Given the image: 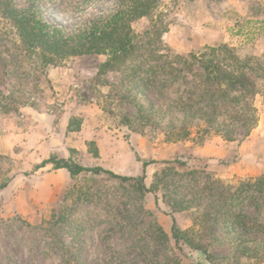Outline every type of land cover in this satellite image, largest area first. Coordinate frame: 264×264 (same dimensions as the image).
Instances as JSON below:
<instances>
[{"label": "rangeland", "instance_id": "1", "mask_svg": "<svg viewBox=\"0 0 264 264\" xmlns=\"http://www.w3.org/2000/svg\"><path fill=\"white\" fill-rule=\"evenodd\" d=\"M9 1L68 36L118 5L117 0ZM159 23L166 24L158 31L159 52L169 58L197 56L225 45L239 60L257 59L264 68V0H160L152 16L133 24L142 36L139 43H145ZM107 60L92 55L44 66L40 52L27 54L16 30L0 19V133L7 132L9 119L13 127L20 126L28 113L56 114L67 105L91 109L96 119L88 124L92 133L106 149L113 145L116 151L101 162L106 170L138 177V157L155 162L145 172L147 187L156 173L161 175L154 193L140 194L132 182L104 175L71 178L66 171L55 179L47 177L53 168L18 171L21 179L13 193L0 190V264H74L67 260V250L75 264H169L175 258L185 264H264V193L233 208L252 225L233 226L225 224L218 211L225 192L211 185L219 181L231 190L264 177V93L252 96L254 110L235 121L223 107L204 100L198 90L202 67L193 59L188 60L198 76L191 77L177 60L174 66L180 71L162 72L149 82H139L142 70L132 74V61L100 72ZM52 68L68 72L51 81ZM260 84L255 82V91ZM65 142L48 157H71L95 167V142H87L83 154ZM19 162L0 151V182L20 170ZM193 169L203 172L198 184L186 179L185 173ZM64 199L74 209L70 219L78 220L77 225L53 223L52 211ZM173 219L184 233L177 242L171 233Z\"/></svg>", "mask_w": 264, "mask_h": 264}, {"label": "trees", "instance_id": "2", "mask_svg": "<svg viewBox=\"0 0 264 264\" xmlns=\"http://www.w3.org/2000/svg\"><path fill=\"white\" fill-rule=\"evenodd\" d=\"M117 1L118 5L111 14L93 21L85 29L70 36L66 35L62 29L45 22L41 16L30 15L29 10H17L9 0L0 1V19L8 21L16 30L27 54L35 51L40 52L44 66H59L63 61L75 57L106 56L108 60L100 67V72L110 69L116 64L132 61L135 62L132 67V74L136 75L142 70L144 74L139 78V82H149L157 78L162 72L180 71L174 66L177 60L182 61V65L191 77L198 76L199 74L194 72L193 65L188 60L193 59L202 67L203 79L198 85V90L202 92L205 101L210 102L213 107H223L224 112L234 117L235 121H241L245 118L248 110H254L250 98L264 93V68L260 67L257 59L248 58L241 61L225 45L204 51L197 56L189 54L186 58L179 56L169 58V56L159 52L162 44H160L158 31L165 29L166 24L159 23L157 27H154L151 34L149 33L148 40L142 44L139 43L142 36L135 33L133 29V24L136 21L152 16L157 11L160 0ZM257 81L262 82V84L255 91L254 87ZM4 99L8 98L4 97ZM226 139L230 138L227 137ZM137 161H139L138 157ZM153 163L155 162H142V173L138 177L115 174L98 166L85 167L69 159L56 156H51L42 161L37 168L52 164L54 170L65 169L71 178L86 174L104 175L121 182H132L133 187L140 194H146L154 193L159 188L161 181V175L156 173L154 175L155 180L150 187L144 184L145 169ZM175 163L184 164L183 161ZM202 173L201 170L193 169L186 172L185 176L188 181L198 184ZM13 176L11 175L0 182V190L8 186ZM211 185H219L220 189L225 192L226 200L219 201V204L223 205V209L218 210L222 211L221 215L225 219L223 221L225 224L240 227L252 225L247 216L237 211V213L234 212L233 208L252 203L258 194H263L264 177L254 178L252 182H242L231 190L219 181H213ZM74 190L75 186L67 190L65 198ZM66 199L63 200L57 211H52L53 223L59 224L70 221L77 225L78 220L70 219L74 209L69 208ZM173 211L178 210L173 208ZM171 233L176 242L180 239V234H184L174 219L172 220ZM161 237L168 239L164 232H161ZM56 241L64 248L60 240L56 239ZM185 241L194 249H201L200 246L192 244V241L186 239ZM67 253H69V258L66 259L68 261L73 260L75 264L73 253L70 255L68 250ZM169 264L185 263L175 258ZM186 264L196 263L189 262Z\"/></svg>", "mask_w": 264, "mask_h": 264}, {"label": "crops", "instance_id": "3", "mask_svg": "<svg viewBox=\"0 0 264 264\" xmlns=\"http://www.w3.org/2000/svg\"><path fill=\"white\" fill-rule=\"evenodd\" d=\"M67 72V68L49 69L48 79L56 81ZM72 106L69 107V105H67V107L59 113L55 114L50 112V115H41L36 112L28 113V116L24 117L20 126L17 125L16 127H13V121L10 119L7 121V125L5 126V131L7 132L0 133V151L8 154L12 159H19L20 162L17 166L20 170H17L12 174L14 175L12 178L13 184L4 188L3 191L13 193V186H17L18 181L21 179L19 175L16 174L18 171L20 173H40V171L45 172L53 168L52 164H47L42 168H37V166L40 165L42 161L49 158L48 155L50 151L53 153V151L58 149V147H60L62 143L64 144L65 141L67 147L76 149L81 154L84 152L87 153V142H95V166L101 168H104V165L101 163L104 162V157H107V155L110 157L112 153L113 155H116L114 146L110 145L106 149V147L102 145L103 141L101 142L98 139L99 136H95V133H92L93 128L88 125L90 121L93 122V124L95 123L96 119L92 115L95 114V111L86 108L79 110L77 106ZM95 116L97 117V115ZM54 140H60V142L55 143ZM87 144L90 145V143ZM130 154L131 153H128V155ZM68 159L79 164L74 158L70 157ZM143 161L144 160H136L134 163H139L142 168ZM64 173H66L65 169H53L52 173L48 174L47 177H54L56 179L59 174ZM15 196L18 198L21 194L19 193Z\"/></svg>", "mask_w": 264, "mask_h": 264}]
</instances>
